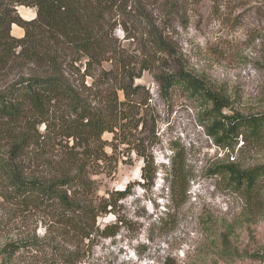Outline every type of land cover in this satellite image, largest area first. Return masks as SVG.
<instances>
[{"label": "rangeland", "instance_id": "obj_1", "mask_svg": "<svg viewBox=\"0 0 264 264\" xmlns=\"http://www.w3.org/2000/svg\"><path fill=\"white\" fill-rule=\"evenodd\" d=\"M144 2L133 1L115 29L138 62L136 73L143 61L156 59L149 49L152 24L172 50L136 80L149 93L142 112L156 121L157 136L147 143L155 162L149 179L143 178V162L135 152H126L123 157L130 160L119 163L114 174L96 177L100 195L130 186L116 209L123 220L120 232L91 242L64 234L48 207L26 201L0 175V264H264V180L252 194L220 172L231 165L263 166L264 141L240 137L235 146L220 144L213 136V102L183 89L164 95L156 78L182 67L224 99V114H264V0ZM18 11L26 21L36 16L34 8ZM12 34L22 37L24 30L13 25ZM15 74H0V91ZM174 148L184 151L188 171V187L179 198L170 189ZM5 151L0 154L6 156ZM36 169L47 175L49 168ZM115 223L110 215L97 224L102 229ZM17 247L13 256L5 251Z\"/></svg>", "mask_w": 264, "mask_h": 264}, {"label": "trees", "instance_id": "obj_2", "mask_svg": "<svg viewBox=\"0 0 264 264\" xmlns=\"http://www.w3.org/2000/svg\"><path fill=\"white\" fill-rule=\"evenodd\" d=\"M133 1L0 0V74L17 71L0 91V149H6V156L0 154V175L26 201L48 207L62 232L81 241L114 237L123 223L116 209L130 186L100 195L97 176L114 174L119 163L130 160L124 159L126 152L143 162L144 179L154 169L147 143L157 136L156 121L142 112L149 93L136 80L172 49L152 24L149 49L156 59L143 61L136 73L137 60L115 36L120 16ZM19 7L34 8L35 18L24 20ZM13 25L24 30L22 37L12 34ZM170 70L156 75L162 94L183 89L212 101L213 136L220 144L235 146L240 137L264 141V114H224L228 104L203 81L182 67ZM107 133L111 141L104 139ZM172 150L170 189L179 198L187 190L188 171L184 151ZM39 167L49 168L47 175ZM220 172L252 194L264 180V165L250 170L231 165ZM110 215L117 223L101 229L98 220ZM20 249L5 251L13 256Z\"/></svg>", "mask_w": 264, "mask_h": 264}]
</instances>
